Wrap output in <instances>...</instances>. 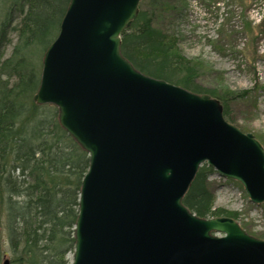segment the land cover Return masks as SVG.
<instances>
[{
  "label": "water",
  "instance_id": "water-1",
  "mask_svg": "<svg viewBox=\"0 0 264 264\" xmlns=\"http://www.w3.org/2000/svg\"><path fill=\"white\" fill-rule=\"evenodd\" d=\"M140 2L70 0L44 53L33 100L55 105L89 153L70 264H264V239L183 202L207 164L264 203V147L225 118L217 97L146 74L123 55Z\"/></svg>",
  "mask_w": 264,
  "mask_h": 264
},
{
  "label": "trees",
  "instance_id": "trees-1",
  "mask_svg": "<svg viewBox=\"0 0 264 264\" xmlns=\"http://www.w3.org/2000/svg\"><path fill=\"white\" fill-rule=\"evenodd\" d=\"M69 2L17 0L19 40L12 55L0 61V260L5 235L11 264H69L68 255L75 249L89 153L61 126L56 106L33 102L42 64L31 57L33 48L45 51L57 37ZM187 6V0H141L139 14L122 33V53L146 74L217 97L231 119V103L247 91L203 84L199 59L182 52L177 31L167 26ZM245 18L244 29L255 39L264 31V13L256 23ZM213 172L207 164L200 167L184 204L200 217L238 219L237 211L215 207L208 180Z\"/></svg>",
  "mask_w": 264,
  "mask_h": 264
},
{
  "label": "rangeland",
  "instance_id": "rangeland-1",
  "mask_svg": "<svg viewBox=\"0 0 264 264\" xmlns=\"http://www.w3.org/2000/svg\"><path fill=\"white\" fill-rule=\"evenodd\" d=\"M16 1L0 0V61L12 55L19 40L16 26L21 15ZM251 3L252 7L246 9ZM187 5L180 18L166 21L167 26L177 31L182 52L199 59L204 68L203 84L247 91L246 97L231 103V119H226L244 132L253 133L264 147V31L254 39L253 33L244 29L245 15L255 23L260 21L264 0H187ZM44 53L36 46L31 57L39 65ZM208 180L215 194V207L237 211L241 226L264 239V203L252 202L239 181L215 169ZM2 249L0 264L12 256L5 235ZM68 258L72 261L73 254L69 253Z\"/></svg>",
  "mask_w": 264,
  "mask_h": 264
}]
</instances>
